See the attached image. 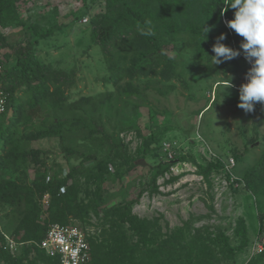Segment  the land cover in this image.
Here are the masks:
<instances>
[{
    "label": "trees",
    "instance_id": "obj_1",
    "mask_svg": "<svg viewBox=\"0 0 264 264\" xmlns=\"http://www.w3.org/2000/svg\"><path fill=\"white\" fill-rule=\"evenodd\" d=\"M220 2L105 0V9L92 14L87 23L105 65V73L95 80L101 81L105 90L77 97L79 64L64 67L42 57L40 41L60 26L41 27V31L33 24L39 34L34 41L23 28L8 32L24 25L21 12L25 0H0V89L7 98L6 108L0 112V203L13 208L7 223L0 226V264H60L37 242L53 223L84 227L91 216L108 224L101 237L89 238L91 264H216L217 258L203 241L205 233L210 234L207 227L192 233L185 222L171 231L166 221L168 230L163 233L159 218L133 212L132 204L148 184L152 193L158 191L157 179L170 170L173 160L155 166L138 164L153 145L160 143V134L144 136L139 127H133L142 137L139 156L131 153L121 135L128 130L122 110L133 95L147 101L145 94L152 86L161 84L160 93L169 94L180 82L191 90L188 98H196L192 87H201L206 71L223 73L226 78L247 72L243 54L211 64L212 45L221 32L226 33L223 43L233 48L239 49L243 39L224 23V18L233 17V10L221 17ZM203 26H211L207 37ZM194 70H198L196 81L192 79ZM255 107L261 113L254 124L259 134L264 128V106ZM45 139L58 140L65 164L49 163V150L38 145ZM261 139L262 153L245 170L242 181L264 213V131ZM250 147L246 143L235 151V160L240 162ZM179 159L194 163L209 188L212 173L224 168L220 159L199 163L193 154L180 155ZM136 171L149 176L147 184L135 197L110 204L111 193L104 184ZM176 179L178 176H173L169 181ZM129 231L136 235L135 242L129 238ZM4 233L23 242L15 255L4 248ZM235 233L240 236L237 249L243 250L249 243L244 218L238 219ZM215 241L233 250L228 236L220 230Z\"/></svg>",
    "mask_w": 264,
    "mask_h": 264
},
{
    "label": "rangeland",
    "instance_id": "obj_2",
    "mask_svg": "<svg viewBox=\"0 0 264 264\" xmlns=\"http://www.w3.org/2000/svg\"><path fill=\"white\" fill-rule=\"evenodd\" d=\"M104 9L105 0H25L21 12L24 25L7 30L17 32L23 28L34 41L39 34L32 27L33 24L38 25L39 30L60 26L48 38L40 41L42 57L64 67H71L75 62L79 64L80 77L75 96L98 93L104 91L105 87L95 78L105 73V65L99 47L92 42L87 23L92 14ZM227 20L223 19L225 24ZM249 67L248 63L244 68ZM197 71L194 70L192 75L194 81L198 80ZM230 76L233 87L225 89L223 99L221 92L226 83L224 74L206 71L200 80L201 87H192L196 98H188L191 90L180 82L175 91L169 94H161L159 88L162 85L156 84L146 91L147 101L135 94L124 105L122 119L128 130L121 136L129 145L131 153L139 156L137 150L142 144V137L133 129L137 126L144 136L152 132H158L161 136L160 143L153 145L143 160L152 166L173 160V168L157 179L158 191L152 193V186L148 184L147 190L132 204V210L140 217L159 218L158 226L163 233L168 230L166 221L171 231L185 222L190 224L192 233L196 228L207 227L210 234L205 233L203 241L217 258L216 264H264V255H261L264 252L258 250L259 244L264 248V213L256 198L245 190L242 181L245 170L262 153L261 134L264 128L259 134L254 131V124L261 117L258 108L255 107L253 112H245L237 106L238 89L245 74ZM207 104L208 107L198 115L199 110ZM256 138L258 140L255 142ZM164 142L170 146H165ZM246 143L251 144L248 154L240 162L235 160L236 165L231 169L238 180L232 181L231 174L224 167L212 173L211 188L194 163L179 159L180 155L187 154L196 156L199 163L218 161L219 158L220 161L229 157L235 159L234 152L241 150ZM38 145L49 150L50 164L66 163L57 139H45ZM173 176H178V179L169 181ZM148 179L149 176L144 177L141 171L122 179L110 178L104 184V188L111 193L109 203L135 197ZM12 209L0 203V226L7 223ZM239 218L245 219L249 235V243L243 250L237 249L240 236L236 235L235 228ZM84 228L90 234L101 237L108 224L100 217L91 216ZM219 230L228 236L233 250L215 241ZM128 233L131 241L135 242L136 235L131 231Z\"/></svg>",
    "mask_w": 264,
    "mask_h": 264
},
{
    "label": "clouds",
    "instance_id": "obj_3",
    "mask_svg": "<svg viewBox=\"0 0 264 264\" xmlns=\"http://www.w3.org/2000/svg\"><path fill=\"white\" fill-rule=\"evenodd\" d=\"M219 4L223 5L220 9L221 17L229 9L233 10V17L226 21V25L243 39L239 49L233 48L223 43L226 33L221 32L212 45L214 55L210 56L211 64L219 65L243 54L250 67L239 85L237 106L245 112H253L255 105L264 106V0H221ZM203 29L207 37L211 26H203ZM225 80L221 96L225 89L233 87L231 76L225 77Z\"/></svg>",
    "mask_w": 264,
    "mask_h": 264
},
{
    "label": "built area",
    "instance_id": "obj_4",
    "mask_svg": "<svg viewBox=\"0 0 264 264\" xmlns=\"http://www.w3.org/2000/svg\"><path fill=\"white\" fill-rule=\"evenodd\" d=\"M85 20L87 21V19ZM6 103V95L0 89V112L5 110ZM164 144L167 147L170 146L167 142H164ZM167 147L166 150L168 149ZM170 157H172L171 153ZM221 161L225 169L231 174L232 181H237L238 178L231 173V169L236 165L235 159L229 157ZM171 168H173V166ZM62 191H64V188ZM45 201H47V196L45 197ZM4 235V248L12 255H15L23 242H20L10 234L4 233ZM91 235L92 234H90L87 228L79 224L69 223L67 225H62L60 223H53L49 226L45 237L40 242H37V245L43 249L48 256L58 258L60 264H91V243L89 240ZM258 250L260 252L264 250L262 244L258 245Z\"/></svg>",
    "mask_w": 264,
    "mask_h": 264
},
{
    "label": "water",
    "instance_id": "obj_5",
    "mask_svg": "<svg viewBox=\"0 0 264 264\" xmlns=\"http://www.w3.org/2000/svg\"><path fill=\"white\" fill-rule=\"evenodd\" d=\"M138 164H141V165H146V164H147V162H146L145 160H140V161H138Z\"/></svg>",
    "mask_w": 264,
    "mask_h": 264
}]
</instances>
